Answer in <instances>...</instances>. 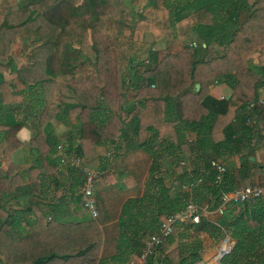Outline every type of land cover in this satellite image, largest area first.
Returning <instances> with one entry per match:
<instances>
[{"label": "trees", "instance_id": "16d2710c", "mask_svg": "<svg viewBox=\"0 0 264 264\" xmlns=\"http://www.w3.org/2000/svg\"><path fill=\"white\" fill-rule=\"evenodd\" d=\"M146 33L165 47L141 58L133 46ZM18 45L19 66L10 61L16 74L10 84L1 60ZM213 83L228 84L231 98L213 100ZM262 88L264 0H0V165L7 166L0 176L6 199L0 198V264H105L97 220L62 222L41 215L31 227L26 215L15 218L7 207L8 200L19 204L21 199L26 205L43 192V184L19 186L24 179L12 163L16 132L29 116L51 107V115L56 110L58 120L70 123L65 155L83 157L79 142L125 138L138 148L127 156L141 152L152 159L158 144L180 151L176 173L181 181L160 192L165 209L141 226L131 218L121 222L128 228L121 243L130 239L131 256L139 257L145 239L190 201L212 211L220 207L222 194L230 192L228 172L224 183L216 185L213 159L198 172L182 167L181 161L208 146L214 158L241 154L255 136L254 117L264 122ZM187 132L196 133L197 139L189 141ZM260 140L264 143V131ZM56 142L53 133L46 139L52 153L59 148ZM69 170L80 181L77 191H83V175ZM197 177L204 183L183 189ZM16 223L26 232L16 229ZM188 231L206 232L216 243L230 237L234 246L221 264H264V197L227 206L216 223L202 217L199 224L181 225L148 264L157 257L161 264L202 262L199 245L184 242Z\"/></svg>", "mask_w": 264, "mask_h": 264}, {"label": "crops", "instance_id": "0c3cea01", "mask_svg": "<svg viewBox=\"0 0 264 264\" xmlns=\"http://www.w3.org/2000/svg\"><path fill=\"white\" fill-rule=\"evenodd\" d=\"M154 44L156 46L154 50L165 47L164 41L154 42ZM255 57H258V53ZM209 89V95L216 101L230 99L233 95L232 88L226 83L210 84ZM130 90L132 93L131 88ZM258 93L259 98L264 99V88L259 89ZM131 105L132 101L129 100L128 106ZM50 108L42 110L36 116H29L27 124L20 128L15 136L18 147L13 152L12 163L20 170V175L24 179L19 186L24 187L31 183L35 186L43 184V192L33 196L26 205L21 199L19 204L8 200L7 207L13 211L15 218L20 219L22 215H26L31 227L41 215L50 220L59 218L62 222L93 219L82 206V188L78 191L76 189V184L80 182L76 174L61 164L63 152L58 148L55 153H52L46 143L47 137L53 133L58 147L64 146L71 130L70 123L63 118L58 120L56 110L52 109L53 115H51ZM22 117L20 115L18 118ZM253 120L256 123L255 136L241 154L225 153L220 158H214L212 149L208 146L206 151L200 150L191 159L182 160L181 163L187 165L181 166L193 168L197 172L204 171L210 159H216L227 167L229 174L227 186L230 192L250 185L264 186V143L260 140L264 131V122H259L256 117ZM186 137L189 141H193L197 139V134L187 132ZM79 145L84 150L82 164L101 174L95 190L100 216L93 220H97L103 233L105 264H129L138 256H131L132 241L130 239H125L121 243L122 231L128 230L127 226V229L121 226V222L131 218V221L134 220L141 226L151 223L159 216L161 210L165 209L166 201L160 199V192L163 187L175 188L181 181L176 173L177 155L180 156L178 153L180 151L177 148L168 151L166 147L158 144L154 148L155 156L152 159L141 152L127 156L133 150H138L130 138L100 144L79 142L77 146ZM246 160L250 162L244 168L243 163ZM6 170L5 164L0 165V176ZM60 191H63V194ZM0 198L6 200L2 192ZM218 217L219 215L215 213L204 216L211 223H216ZM16 224H14L16 229H19L21 233L26 232V229H23L24 225ZM196 234L195 244L199 245L202 261H206L210 246L216 242L206 232ZM1 260L3 262V257H0ZM218 260L219 255L216 262L220 264Z\"/></svg>", "mask_w": 264, "mask_h": 264}, {"label": "built area", "instance_id": "2783aa9c", "mask_svg": "<svg viewBox=\"0 0 264 264\" xmlns=\"http://www.w3.org/2000/svg\"><path fill=\"white\" fill-rule=\"evenodd\" d=\"M260 105H264V101H259ZM255 104L251 103L250 108H253ZM63 146H59V150L63 151ZM61 164L70 169L78 171L83 175L84 186L82 191V206L89 213L93 219H98L100 214L96 201V184L101 178V174L97 170L84 167L81 161V157L74 153L65 155L62 153ZM211 167L216 171L215 184L221 185L224 183V177L227 173V167L219 160L213 159L210 162ZM186 166V163H181ZM204 183L203 177H197L183 186L184 190L191 191L194 188ZM264 197V186L250 185L240 189H236L233 192H225L221 196V205L215 211L211 210V207L207 204L198 205L197 203L190 201L183 210L178 213L171 214L167 217V220L163 222L156 233L148 236L144 241V248L141 255L136 260H132L129 264H148V259L154 254V252L162 246V242L165 238L170 237L176 229L183 224H199L202 217L207 214L215 213L217 215H223L227 206L232 204H241L251 200H256ZM223 244L228 246V251L225 252L228 255L234 246V242L230 237H226L223 240ZM101 264V263H98Z\"/></svg>", "mask_w": 264, "mask_h": 264}, {"label": "rangeland", "instance_id": "374dc122", "mask_svg": "<svg viewBox=\"0 0 264 264\" xmlns=\"http://www.w3.org/2000/svg\"><path fill=\"white\" fill-rule=\"evenodd\" d=\"M128 4H129V2H128ZM186 31H188V30H186ZM155 47L156 46L154 44V39H153L152 35L150 33H146L145 36H144L143 42L142 43H139V44H135L133 46V53L135 55H139L141 58H145L146 55L148 54V52L150 50L155 51L154 50ZM20 49H21V45H18L17 47H15L9 53V55L7 56V58H2V60H1L5 64V66H6V69H5V73L4 74H5L6 80L10 84H13V81L16 78V74L12 70V66L10 64V61H13L14 60V65L17 66V67L19 66V65H16L15 57L20 53ZM129 89H127L128 90V95H131L130 94L131 90H129ZM81 161L83 162V158L82 157H81ZM84 164H85V162H84ZM187 233L185 234L186 235L185 236L186 239L184 240V242L191 243L193 241L195 243L196 242L197 234L195 232H193V231H188ZM222 244H223V241H221L220 243H214V244H212V246H210V251H209L208 258L206 259V261H202L201 263L202 264H218L216 262V258L219 255L218 248H220Z\"/></svg>", "mask_w": 264, "mask_h": 264}, {"label": "water", "instance_id": "95a60500", "mask_svg": "<svg viewBox=\"0 0 264 264\" xmlns=\"http://www.w3.org/2000/svg\"><path fill=\"white\" fill-rule=\"evenodd\" d=\"M196 89L197 90H200V84H197L196 85ZM226 255V253L224 252L221 256L219 255V263L221 264V261H222V259H223V257ZM154 264H161L160 263V260H159V258L157 257V258H155V260H154Z\"/></svg>", "mask_w": 264, "mask_h": 264}, {"label": "bare ground", "instance_id": "6f19581e", "mask_svg": "<svg viewBox=\"0 0 264 264\" xmlns=\"http://www.w3.org/2000/svg\"><path fill=\"white\" fill-rule=\"evenodd\" d=\"M228 251V246L226 244H222L220 247V253L219 255L221 256L224 252Z\"/></svg>", "mask_w": 264, "mask_h": 264}]
</instances>
